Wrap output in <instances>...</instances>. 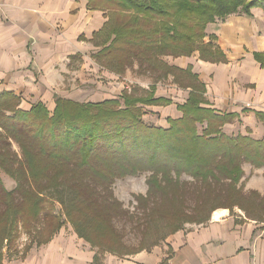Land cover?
Listing matches in <instances>:
<instances>
[{
    "label": "trees",
    "instance_id": "trees-1",
    "mask_svg": "<svg viewBox=\"0 0 264 264\" xmlns=\"http://www.w3.org/2000/svg\"><path fill=\"white\" fill-rule=\"evenodd\" d=\"M86 5L105 16L93 35L99 47L91 55L95 62L116 74L136 64L138 73L170 75L189 91L180 103L156 95L155 85L133 86L97 102L55 94L51 110L40 100L21 108L18 95L0 93V169L14 182L7 189L0 177V264L3 247L9 249L20 231L29 238L19 255L24 258L31 246L48 242L65 221L95 249L94 259L105 251L127 255L120 252L123 245L114 248L107 242L122 243L114 223L120 220L143 231L158 196L165 192L194 199L195 209L202 207L205 197H213L220 202L211 211L237 206L248 217L264 221L251 216L254 207L240 202L242 165L264 166V140L225 134L222 128L234 113L206 106L204 84L191 64L182 69L163 59L196 52L204 61H225L207 26L231 14H249L254 6L264 10V0H86ZM256 57L260 60L262 55ZM178 74L188 80L180 81ZM170 104L180 115L167 116L165 125L144 120L145 107ZM256 115L264 119L263 113ZM143 173L147 191L138 199L141 217L124 209L113 184ZM228 197L230 205L225 204ZM251 197V205L264 213V195L251 191ZM177 230L174 227L172 233Z\"/></svg>",
    "mask_w": 264,
    "mask_h": 264
},
{
    "label": "crops",
    "instance_id": "crops-1",
    "mask_svg": "<svg viewBox=\"0 0 264 264\" xmlns=\"http://www.w3.org/2000/svg\"><path fill=\"white\" fill-rule=\"evenodd\" d=\"M104 22V13L87 8L86 0H0V93L18 95L21 108L40 100L51 110L55 94L74 99L78 93H72L82 90L76 87L91 88L93 83L100 87L92 77L97 69L90 55L96 47L93 35ZM206 31L215 35L225 61H204L194 52L189 57H170L167 63L182 69L191 64L204 84L206 106L234 113L224 132L232 127L234 134L264 138V119L256 115L264 114L263 8L228 15ZM256 53L262 55L260 60ZM75 59H82L80 70L84 68L88 76L82 80L75 76V87H65ZM103 72L105 77L113 74ZM184 89L186 96L189 88ZM149 110L155 117L161 116V110L165 118L180 115L174 104ZM217 209L222 210L214 217ZM217 209L205 222L175 231L164 244L131 255L103 253L94 259L95 249L73 230L66 233L60 227L48 242L31 246L24 258L7 264H264V223L239 208Z\"/></svg>",
    "mask_w": 264,
    "mask_h": 264
},
{
    "label": "rangeland",
    "instance_id": "rangeland-1",
    "mask_svg": "<svg viewBox=\"0 0 264 264\" xmlns=\"http://www.w3.org/2000/svg\"><path fill=\"white\" fill-rule=\"evenodd\" d=\"M113 9H109V13L112 14ZM97 40V39H95ZM208 41V38L205 39ZM99 47L96 46L93 52H95ZM92 55V54H91ZM90 55V56H91ZM92 57V56H91ZM170 57H163V59L167 62V60L171 59ZM95 62V60L92 58ZM82 63V59H75L72 60V67L70 71L73 72L69 83L64 85L65 87H75L74 84V77L78 76L79 80L83 78H87L88 73L84 71V68L80 70V64ZM95 68L97 69L94 73L93 80H97L100 87H97L95 83L90 84L91 88H86L85 85H81L80 87H76L75 90L81 88L82 90L73 92L72 94L76 95V100H92L97 101L98 99L111 97V96H119V94L123 90H129L133 86H138V88L148 89L151 85H155V94H160L166 97H173L174 102H181L185 98V91L183 88L180 89V85L173 82L172 76L168 77H160V78H153L148 74L138 73L136 69V64H134L131 68H126L123 74H116L111 70H107L103 66L99 65V63L95 62ZM111 72L113 74L105 77L107 73L103 72ZM71 74V73H70ZM68 74V75H70ZM178 74L179 80H183L184 82L187 79L185 75L181 76ZM78 80V84H79ZM88 90V91H87ZM91 90V92H90ZM90 93V94H89ZM173 111V108L171 106ZM145 115L144 120L146 122H150L153 124L159 123L160 125H165V116L163 110H161V116L155 117V113L149 112V107H145ZM170 111L172 114L173 112ZM160 113V112H159ZM235 129L232 127L225 129V132L229 134H234ZM200 131V128H199ZM238 134V133H237ZM242 135V134H241ZM247 135H249L247 133ZM250 136V135H249ZM253 138V137H252ZM256 139V138H254ZM263 139L264 138H258ZM256 139V140H258ZM244 176L241 179L242 182V194L244 198L240 200L243 207H254L252 210L251 216L256 218H261L264 220V213L258 211V206L251 205L250 202H254L251 197V191L257 192L259 195H264V166L259 168L251 167L248 163L242 165ZM0 177L2 179L3 185L7 189H11L14 185L13 180L6 175L0 169ZM145 177L146 173L139 174L136 176H130L125 178H119L114 181L113 184V194L115 197L122 202L123 207L127 212L133 214L135 216L143 215V210L139 208V201L140 197H144L147 191V185L145 184ZM184 179L186 177H183ZM62 193H68L67 196L64 195L67 199L70 198L69 191H65ZM262 193V194H260ZM203 200V205L201 208L195 209L196 201L194 199H184L178 194H172L165 192V194L158 196L156 208L152 211V214L147 218V223L143 231L137 230L133 228L131 224L125 223L120 220H116L114 225L116 226V230L122 235V243L121 242H112L107 241L111 246L116 248L119 246L117 244H121L120 252L131 255V253L136 252L137 249L143 248L145 249H152L154 247H158L172 234L174 227H178L179 230L188 229L191 226L201 224L199 222H205L212 214L211 209L216 207L217 204L220 202L219 199H215L213 197H205ZM232 202V198L228 197L226 199L225 204L230 205ZM237 208V206H233ZM232 207V208H233ZM231 208V209H232ZM53 211L57 214L60 212V206L58 203L55 204L53 207ZM218 214V212H217ZM217 216V215H216ZM260 222V221H259ZM264 223V221H262ZM61 229H64V232L70 233L72 231L71 226L68 222H64L61 226ZM178 231V230H177ZM264 232V231H263ZM29 238L27 237L26 233L20 231V234L14 239L11 245L8 247L9 249L3 247L4 256L2 258V263L7 264V262H12L15 260L20 259L19 255L20 252L23 251L24 247L27 245ZM99 253V252H98ZM103 253H109L108 251L99 253L102 256ZM111 254V253H110Z\"/></svg>",
    "mask_w": 264,
    "mask_h": 264
}]
</instances>
